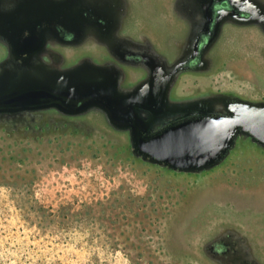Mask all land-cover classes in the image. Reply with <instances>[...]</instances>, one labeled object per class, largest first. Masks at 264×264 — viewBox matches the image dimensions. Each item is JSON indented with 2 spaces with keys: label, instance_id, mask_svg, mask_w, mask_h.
<instances>
[{
  "label": "flooded vegetation",
  "instance_id": "flooded-vegetation-1",
  "mask_svg": "<svg viewBox=\"0 0 264 264\" xmlns=\"http://www.w3.org/2000/svg\"><path fill=\"white\" fill-rule=\"evenodd\" d=\"M36 2L0 0V180L65 199L63 180L133 175L147 190L117 227L137 257L264 264V141L239 131L211 169L147 145L208 109L264 105L259 20L225 0H113L95 18L87 2ZM236 189L259 207L231 200Z\"/></svg>",
  "mask_w": 264,
  "mask_h": 264
},
{
  "label": "rangeland",
  "instance_id": "rangeland-1",
  "mask_svg": "<svg viewBox=\"0 0 264 264\" xmlns=\"http://www.w3.org/2000/svg\"><path fill=\"white\" fill-rule=\"evenodd\" d=\"M141 181L124 174L63 180L59 189H74V199L64 195L74 204L67 212L63 199L50 205L35 186L0 180V264H151L137 257L117 227L119 218L132 217L142 204L147 188ZM230 199L241 207H259L243 189Z\"/></svg>",
  "mask_w": 264,
  "mask_h": 264
},
{
  "label": "water",
  "instance_id": "water-1",
  "mask_svg": "<svg viewBox=\"0 0 264 264\" xmlns=\"http://www.w3.org/2000/svg\"><path fill=\"white\" fill-rule=\"evenodd\" d=\"M38 0H29V4H36ZM72 1V0H71ZM79 9L84 5L92 16L102 17L104 3L113 0H73ZM189 3H200L201 0H186ZM213 1V0H210ZM219 1V0H217ZM230 4L249 11L264 34V7L258 6L255 0H225ZM249 4V5H248ZM241 5V6H240ZM196 11V10H195ZM231 13H224V15ZM208 109L200 121L185 123L180 128L184 130L180 138L163 133L156 136L147 145L152 148L161 160L182 169H211L219 165L226 156V150L236 133H251L260 141H264V105H253L245 101L229 104L227 114L221 118H208ZM227 256L219 261L229 264Z\"/></svg>",
  "mask_w": 264,
  "mask_h": 264
},
{
  "label": "trees",
  "instance_id": "trees-1",
  "mask_svg": "<svg viewBox=\"0 0 264 264\" xmlns=\"http://www.w3.org/2000/svg\"><path fill=\"white\" fill-rule=\"evenodd\" d=\"M59 194H44L43 197H44V200H46L50 205L52 204H55V205H60L58 203V198H59ZM71 198H65L63 199V203H64V207H62V211H67V212H70L71 209H74V204H72V202H70ZM44 211V209H43ZM56 211L58 212L59 211V208L56 206Z\"/></svg>",
  "mask_w": 264,
  "mask_h": 264
}]
</instances>
